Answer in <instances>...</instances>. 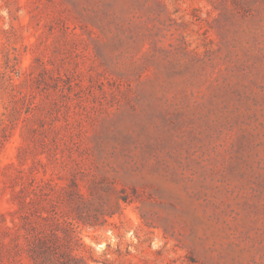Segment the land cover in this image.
<instances>
[{
    "label": "rangeland",
    "instance_id": "1",
    "mask_svg": "<svg viewBox=\"0 0 264 264\" xmlns=\"http://www.w3.org/2000/svg\"><path fill=\"white\" fill-rule=\"evenodd\" d=\"M0 264H264V0H0Z\"/></svg>",
    "mask_w": 264,
    "mask_h": 264
},
{
    "label": "trees",
    "instance_id": "2",
    "mask_svg": "<svg viewBox=\"0 0 264 264\" xmlns=\"http://www.w3.org/2000/svg\"><path fill=\"white\" fill-rule=\"evenodd\" d=\"M3 113L0 112V124L3 123ZM41 247L42 260L38 264H79L78 261L73 260L72 263H64L59 259V253H56L52 246L46 242L39 241Z\"/></svg>",
    "mask_w": 264,
    "mask_h": 264
}]
</instances>
